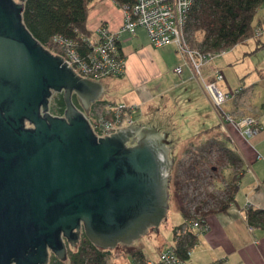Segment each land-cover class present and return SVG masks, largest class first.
<instances>
[{
	"label": "water",
	"instance_id": "obj_1",
	"mask_svg": "<svg viewBox=\"0 0 264 264\" xmlns=\"http://www.w3.org/2000/svg\"><path fill=\"white\" fill-rule=\"evenodd\" d=\"M24 1L0 0V264L65 260L82 235L131 244L167 215L168 133L134 124L98 136L83 109L101 81L33 35ZM55 91L62 115L49 111Z\"/></svg>",
	"mask_w": 264,
	"mask_h": 264
},
{
	"label": "crops",
	"instance_id": "obj_2",
	"mask_svg": "<svg viewBox=\"0 0 264 264\" xmlns=\"http://www.w3.org/2000/svg\"><path fill=\"white\" fill-rule=\"evenodd\" d=\"M123 21V9L115 0H93L90 3L86 17V27L91 33L89 37L97 39V28L100 23L106 24L118 35L119 47L126 59L125 70L121 75L103 77L107 79L105 83L99 79L103 85L102 93L109 90L107 103L101 102L103 105L115 102L137 104L139 108L136 112L141 108L146 109L153 102L159 107L180 104L192 107L197 96L205 99L207 97L208 102L214 105L212 95L205 87V79L214 80L217 70L233 69L231 58L222 59L218 63L211 61L204 68L205 65V77L200 79L175 44L162 45L167 47L166 52H159L157 49L162 46H155L150 42L145 28L139 27L131 34L122 29ZM151 46H155L156 50ZM168 66H174L175 70L178 66L181 67L182 75L173 74L177 79L174 84L170 82ZM236 75L231 70L224 84L223 90L231 93L228 98L230 103L224 110L235 115L237 119L246 115L255 116L263 129L252 137H246L234 125L228 124L224 127L220 111L214 106L218 113L217 125L202 130L207 131L216 126L228 130L241 167L235 182L237 188L234 200L230 202L227 210L208 215L207 229L199 233L185 264H264V214L259 213L254 223H250L247 214L249 209H264V102L262 106L256 104L258 97L256 88H253L254 84L261 82L264 74L258 75L256 82L248 87L238 85L237 78L233 77ZM237 89L238 92H231ZM170 91L180 93L177 104L170 95L163 97L164 92ZM205 113L197 115L202 116ZM139 125L162 132L154 125ZM160 243L162 247L163 241L160 240ZM144 254L147 259H157L145 252Z\"/></svg>",
	"mask_w": 264,
	"mask_h": 264
},
{
	"label": "rangeland",
	"instance_id": "obj_3",
	"mask_svg": "<svg viewBox=\"0 0 264 264\" xmlns=\"http://www.w3.org/2000/svg\"><path fill=\"white\" fill-rule=\"evenodd\" d=\"M254 24L257 35L260 34V40L264 42V4L256 13ZM192 34V30L189 29L186 34L188 43L190 42L189 39H191ZM49 45L52 48L55 47L51 43ZM189 45L191 46L190 43ZM257 45L258 41L256 36H252L245 41L239 42L234 47L228 48L229 52L227 54L223 56L217 55L212 60L213 63H218L225 58H231L233 60V64H231L233 69H227L226 71L222 69L220 71L224 79L218 80L217 85L219 88H222L223 92H225V89L223 90L224 84H226L231 70H234L237 74L233 77L235 79L237 78L238 85L243 87H248L250 84L253 85L252 82H256L257 76L261 75V73L264 74V44L256 49ZM195 46H205L203 37L202 41L200 40ZM154 47L153 49L156 50ZM166 49V46H162L157 50L159 52H166ZM174 66L171 68L169 66L167 67L170 69L168 75L170 76V82L173 84L177 80L173 74L182 75L181 71L174 69ZM206 67L207 65L204 68ZM182 68L184 67L182 66ZM204 68L202 69V75H199L200 79L205 77ZM100 80L105 83L107 79L101 78ZM205 80L207 83L208 80ZM242 81L246 82L242 83ZM231 84L233 85L234 81ZM253 86V88H256L255 92L258 97L256 104L262 106L261 104L264 102V78L261 82ZM231 92L236 93L238 90ZM60 94L61 92L55 91L50 97L49 111L52 114L60 115L56 103V98ZM179 94V92L174 93L170 91L164 92L162 95L163 97L170 95L176 103L180 99ZM108 97L109 90H105L95 104L98 111L103 109V103L101 102L107 103L106 99ZM208 101L209 99L207 97L205 99L197 96L192 107L181 104V106L163 105L159 107L156 102H153L146 109L141 108L135 113L136 124L154 125L162 132L166 131L168 133V139L170 140L168 156L171 161V166L167 186V215L161 221L157 230L151 228L133 243H120L116 247L111 248V252L106 257L107 264L135 263V257L129 253V250L132 248L144 250L143 252L147 255L155 256L158 259L161 248H169L175 243L174 232H176V228L184 225L181 229H185L186 222H188L184 216L185 214L192 215L191 218L197 217L203 211L219 207L228 199L230 188L235 184L234 177L239 174L241 164L238 161L237 151L232 145L233 140L228 130L225 131L219 128V126L207 131L202 130L215 125L218 118L216 108ZM164 103L166 104V101ZM228 103H230V99H227V102L218 108L225 109ZM202 112H206L205 115H197ZM82 239H85L84 235H82ZM160 240L163 241L162 247ZM80 241L76 246L71 247L73 249L77 248ZM119 252L127 253L115 257V254ZM53 255V253L50 254L48 264H53Z\"/></svg>",
	"mask_w": 264,
	"mask_h": 264
},
{
	"label": "built area",
	"instance_id": "obj_4",
	"mask_svg": "<svg viewBox=\"0 0 264 264\" xmlns=\"http://www.w3.org/2000/svg\"><path fill=\"white\" fill-rule=\"evenodd\" d=\"M193 2L194 0H135L132 4H124L121 6L124 12L122 29L134 34L139 27H143L153 45L175 44L184 53L193 72L201 75L205 65L229 50L204 51L189 45L185 28ZM97 33V39L87 37L91 45L90 51H82L76 40L62 34L51 38L50 43L55 47L52 48L49 44L45 46L60 54L82 77L99 80L106 76L121 75L125 70L126 59L120 50L118 35L104 23H100ZM177 71H181L180 66ZM214 75V80L205 82V87L212 95L214 106L220 110L223 126L234 125L246 137L260 132L263 126L255 116L246 115L237 119L232 113L218 108L227 101L231 93L223 92L217 85V80L223 78L222 73L216 71ZM95 104L83 111L98 136L111 135L120 128L136 124L135 112L139 108L137 104L115 102L103 105L101 111H98ZM200 217L201 215H197L192 218L190 224L201 232L207 229V224H203ZM145 264H184V261L170 246L160 252L157 260L146 259Z\"/></svg>",
	"mask_w": 264,
	"mask_h": 264
},
{
	"label": "trees",
	"instance_id": "obj_5",
	"mask_svg": "<svg viewBox=\"0 0 264 264\" xmlns=\"http://www.w3.org/2000/svg\"><path fill=\"white\" fill-rule=\"evenodd\" d=\"M93 0H25L23 20L33 35L44 45L50 43L56 34H62L77 41L79 49L90 51L91 45L87 41L90 31L86 27V17L90 3ZM120 6L132 4L135 0H115ZM264 0H194L189 11L186 23V32L189 29L193 34L189 43L204 51H219L234 47L239 42L249 37L256 36L260 48L264 42L257 35L254 17ZM204 47L195 46L202 41ZM262 43V44H260ZM229 50V49H228ZM74 101L80 105L77 99ZM58 111L61 114L65 110L63 93L56 98ZM219 110V109H218ZM220 111V110H219ZM235 182L237 176L234 177ZM237 185L230 188V195L219 207L203 211L201 222L207 224V217L218 211L227 210L234 200ZM264 209H249L248 219L250 223L256 221L259 213ZM188 222L185 229L180 225L174 232L175 243L171 247L184 261L189 257V251L196 243L200 231L190 224L192 215L185 214ZM184 232V233H183ZM182 233V234H181ZM77 248L68 246V257L65 260L53 255V264H107L106 257L111 248H102L95 245L84 235ZM127 252L115 254L119 257ZM129 253L135 257L133 264H145L147 258L141 249L132 248Z\"/></svg>",
	"mask_w": 264,
	"mask_h": 264
},
{
	"label": "flooded vegetation",
	"instance_id": "obj_6",
	"mask_svg": "<svg viewBox=\"0 0 264 264\" xmlns=\"http://www.w3.org/2000/svg\"><path fill=\"white\" fill-rule=\"evenodd\" d=\"M63 93V92H61ZM73 99H77L81 105V100L79 99V97L76 94H73ZM98 100L94 101L91 105L95 104Z\"/></svg>",
	"mask_w": 264,
	"mask_h": 264
}]
</instances>
